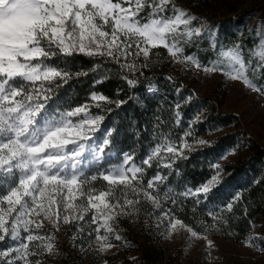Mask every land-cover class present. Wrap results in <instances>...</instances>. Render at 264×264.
<instances>
[{
	"label": "snow or ice",
	"instance_id": "6c2138e0",
	"mask_svg": "<svg viewBox=\"0 0 264 264\" xmlns=\"http://www.w3.org/2000/svg\"><path fill=\"white\" fill-rule=\"evenodd\" d=\"M197 19L174 0H0V243L13 242L0 248V264H33V260L42 264V255H56L53 236L38 231L45 221L56 230L61 224H72L74 246L87 241L90 248L94 235L97 255L104 253L114 247L110 237L123 241L114 224L121 216L137 214L141 197L159 212L160 224L168 222L171 230L186 227L181 219H173L170 208L163 207L169 202L178 205V201L161 169H173L176 161L188 158L184 151L193 147L187 141L193 135L191 122L179 144L171 134L161 135L160 142L151 146L139 163L134 154L122 153L117 165H106L99 176L89 175L91 169L117 155L110 148L112 130L96 137L104 116L93 115L90 109L101 108V102L119 107L126 101L92 93L91 104L60 110L50 103L55 100L54 89L62 86L57 81L66 84L72 74L51 61L83 54L110 59L122 69L142 74L147 64L137 65L136 59L142 56L147 61L153 49L162 47L174 62L183 63L185 70L221 72L264 99V84L254 82L264 78V28L257 32L258 42L247 53L241 44L226 50L221 45L216 59L204 63L195 53L185 51L202 35L212 38L213 51L218 49L214 29L193 27ZM124 79L130 87L139 83L127 76ZM156 90L153 85L147 88L149 93ZM179 107L175 106L177 125ZM154 162L156 174L145 179ZM212 167L217 176L180 195L208 194L220 171L219 164ZM98 178L109 187L97 194L92 182ZM114 185L123 186L119 196ZM129 192L134 199L128 198ZM232 208L233 202H229L227 211ZM207 215L214 223L202 225L205 231L221 219L218 212ZM186 230L191 237H198L193 228ZM198 238L204 239L209 249L214 247L206 235ZM245 244L264 251V236L248 238Z\"/></svg>",
	"mask_w": 264,
	"mask_h": 264
},
{
	"label": "trees",
	"instance_id": "16d2710c",
	"mask_svg": "<svg viewBox=\"0 0 264 264\" xmlns=\"http://www.w3.org/2000/svg\"><path fill=\"white\" fill-rule=\"evenodd\" d=\"M174 3L198 18L192 26L204 22L205 26L214 29L217 51L212 50V38L206 35L199 37L193 46H188L185 50L186 54L195 53L204 63L216 58L221 45L227 49L241 44L247 53L258 42L257 32L264 28V0H174ZM147 11L148 9H145V13ZM254 15H257L258 19L249 24L248 19ZM166 55L167 52L162 47L153 49L147 61L137 64H147L146 68H142V74L126 71L112 60L101 57L75 54L54 58L51 63L69 71L72 76L66 84L57 81L62 86L54 89L55 100L50 103H54L60 110H70L85 102L91 104L89 98L92 93L103 94L111 101H126L119 107L115 103L101 102V108L93 106L90 109L93 114L103 115V125L113 131L110 148L117 152L114 161L120 160V154L125 152L134 154L135 160L143 158L151 146L160 142L161 135L171 134V139L179 144L183 130L175 123V78L170 72H166L159 61H153L156 57L164 58ZM77 73L80 75H76ZM125 76L138 80L139 83L130 87L125 82ZM254 82L264 84V78ZM149 84L156 86L154 93L147 91ZM182 107L179 109L184 112ZM234 119L232 114L218 113L215 107L210 105L204 122L196 127V133H203L206 124H230ZM228 136L229 134H223L203 147L185 150L187 159L176 161L173 169H161L162 174L168 177L166 184L172 189L171 195L178 201V205L169 202L163 204V207L170 208L173 218L181 219L184 225L199 233L240 242L252 229L255 236H264V146L250 142V153L244 159L222 165V181L209 193V201L213 200L215 203L226 195L222 206L207 209L202 201L203 195H180L188 188L195 189L203 184L215 173L216 169L212 167L213 158L220 149L230 143ZM187 139L192 140V137ZM103 166L104 164L91 169L89 175L99 176ZM156 171L154 162L153 167L147 169L145 179L154 176ZM92 186L97 189V193L101 190L107 191L109 187L102 178L92 182ZM113 187L119 196L123 186ZM226 190L228 192L225 193ZM237 196L239 199H234ZM128 198L135 197L129 192ZM140 199L139 212L132 216L119 217L114 227L123 240L130 241V245L141 250L144 258L154 260V255L160 251L155 247V243L160 239L156 234L160 227L157 219L159 212L150 203H145L142 197ZM229 202H233L231 211L226 209ZM209 211L220 213L221 219L215 227H209L205 231L202 225L210 226L214 223L207 215ZM250 224L255 227H250ZM73 230L74 226L68 224L64 230L65 238L72 239ZM111 241L121 242L112 238Z\"/></svg>",
	"mask_w": 264,
	"mask_h": 264
},
{
	"label": "rangeland",
	"instance_id": "374dc122",
	"mask_svg": "<svg viewBox=\"0 0 264 264\" xmlns=\"http://www.w3.org/2000/svg\"><path fill=\"white\" fill-rule=\"evenodd\" d=\"M256 19H258L257 15H254L248 19V23L250 24ZM201 26H205V23L202 22L193 27ZM143 61L145 62L142 56L136 59L137 64ZM153 61H159L166 72H170L172 77L175 78V85H177L175 89L176 102L179 106H183L182 109L185 110V113L180 109L178 111L180 117L179 127L184 134L185 131L189 130L191 122L192 140L187 139V141L193 146L192 149L203 147L218 136L229 134L227 139L230 143L220 149L213 158V164H219L220 171L218 181L212 186L210 193L222 181L223 164L244 159L250 153L248 149L250 142H256L264 146V99L260 98L256 92L245 87L242 82L232 81L221 72L205 73L195 68L185 70V65L174 62L168 53L166 57H156ZM149 85L156 88L154 84ZM188 97H191V100H188ZM210 105L215 107L216 112L223 115L232 114L235 119L230 124H206L205 131L197 134L196 127L204 122ZM197 117H199L198 120ZM106 129L111 130L110 127H105L102 123L101 131L97 132L96 137L98 139L102 138ZM198 140H204L207 143L197 144L196 141ZM111 150L117 154L116 150ZM116 157L117 155L111 160H106L100 172L103 171L106 165H117L122 157L120 160L114 161ZM143 158L136 160V162L139 163ZM214 176H217V171L195 189L211 181ZM243 178L244 176L241 180ZM195 189L191 190L195 191ZM227 190L225 193L228 192ZM0 192H2V189H0ZM209 193L206 195L200 194L203 195L202 201L205 202L207 209L222 206V202L226 201V195H223L218 203L213 200L209 201ZM90 216L91 213L88 214L86 219ZM67 226L68 224H61L59 230H56L52 224L45 221L44 228L38 230L41 235L51 234L53 236L52 242L57 249V254L54 256L42 255L40 257L42 264H105V262L106 264H264V251L259 250L258 247H248L245 244L246 239L255 236L253 229L240 242L197 232L198 237L206 235L213 242L214 247L209 249L204 239L191 237L186 230L187 225H185V228L177 227V229L171 230L168 222H164L160 224L159 229L156 231L160 239L158 243H155V247L160 251L157 255H154V260H148L144 258L140 249L130 245L131 242L127 240L115 243L111 241L110 237V242L114 247L99 255H97L94 235L90 248L87 241L83 244L77 243L74 246L73 240L64 236V230ZM88 231L89 228L85 227V232ZM9 243L13 242L6 240L0 243V248H7ZM82 248L87 249V251H82ZM33 264H35V260H33Z\"/></svg>",
	"mask_w": 264,
	"mask_h": 264
}]
</instances>
